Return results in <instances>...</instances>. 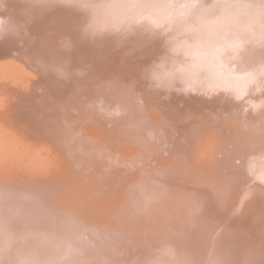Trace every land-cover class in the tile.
Masks as SVG:
<instances>
[{
	"label": "bare ground",
	"instance_id": "1",
	"mask_svg": "<svg viewBox=\"0 0 264 264\" xmlns=\"http://www.w3.org/2000/svg\"><path fill=\"white\" fill-rule=\"evenodd\" d=\"M0 89V264H264V0H0Z\"/></svg>",
	"mask_w": 264,
	"mask_h": 264
},
{
	"label": "rangeland",
	"instance_id": "2",
	"mask_svg": "<svg viewBox=\"0 0 264 264\" xmlns=\"http://www.w3.org/2000/svg\"><path fill=\"white\" fill-rule=\"evenodd\" d=\"M16 62V61H15ZM0 92H1V89H0ZM2 93H4V92H2ZM0 94L1 96H3L4 94ZM5 121V120H4ZM7 122V121H6ZM6 122H2V121H0V130H2V131H5V132H9L10 133V131H11V128H15V125L14 126H12V125H8L9 123H6ZM5 123L8 125H6L7 127H5ZM2 124H4L3 126L5 127H3L2 126ZM10 126V127H9ZM18 127V126H17ZM17 127L13 130L12 129V131L13 132H11V134H14V136L17 134V137L18 138H20V136H21V139H24L25 141H26V143L29 145V144H31V145H29V148H30V151H36V150H38L37 152H40L41 153V156H43L44 157V171H48V172H51V171H53V170H57V165H58V163H59V160L55 157V154H54V151L52 150V149H50L48 146H47V144H48V142L47 141H40V142H38V140L36 141V144H35V142L33 141V139H31V141H30V139H28V140H26L27 139V137H25V138H23V136L21 135L22 133L21 132H19V131H21V128H19V130L17 131ZM10 130V131H9ZM14 131H16V133L14 132ZM18 133H19V135H18ZM21 133V134H20ZM30 141V142H29ZM44 143V144H43ZM36 146H35V145ZM49 145V144H48ZM32 146V147H31ZM33 153V152H32ZM31 155V154H30ZM22 156H23V158H24V156H25V160H26V158H28V156L29 155H23L22 154ZM21 155H20V157H22ZM22 158V159H23ZM25 160H24V162H25Z\"/></svg>",
	"mask_w": 264,
	"mask_h": 264
}]
</instances>
